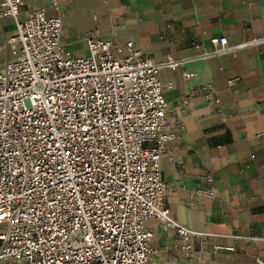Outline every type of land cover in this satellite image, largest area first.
<instances>
[{"label":"built area","instance_id":"built-area-1","mask_svg":"<svg viewBox=\"0 0 264 264\" xmlns=\"http://www.w3.org/2000/svg\"><path fill=\"white\" fill-rule=\"evenodd\" d=\"M23 2L0 0V16L14 24V46L0 65V264H144L152 236L146 219L171 229L184 254L198 259L192 241L208 233L170 216L160 175V147L180 123L167 112L157 73L185 59L155 62L130 41L95 33L80 37L86 55L71 56L60 18L43 9L19 18ZM263 42L211 37V48L191 58ZM196 192L213 196L209 188ZM221 248L232 250L213 245L211 252Z\"/></svg>","mask_w":264,"mask_h":264},{"label":"crops","instance_id":"crops-1","mask_svg":"<svg viewBox=\"0 0 264 264\" xmlns=\"http://www.w3.org/2000/svg\"><path fill=\"white\" fill-rule=\"evenodd\" d=\"M55 1L57 9L50 0H24L18 17L33 9L58 16L60 40L71 56L86 55L80 37L95 33L116 44L130 41L155 62L185 59L157 73L167 112L180 123L174 139L160 147V175L168 185L162 205L178 224L208 234L192 241L194 259L171 229L146 219L152 236L144 264L264 262V42L191 58L211 48V37L225 36L229 44L263 37L264 0ZM13 27L11 18L0 16V65L14 46ZM208 85L217 105L206 97ZM202 188L213 196L196 192ZM213 245L232 250L213 254Z\"/></svg>","mask_w":264,"mask_h":264}]
</instances>
